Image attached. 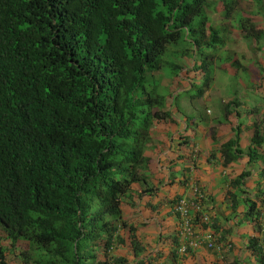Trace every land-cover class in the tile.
<instances>
[{
	"label": "trees",
	"instance_id": "16d2710c",
	"mask_svg": "<svg viewBox=\"0 0 264 264\" xmlns=\"http://www.w3.org/2000/svg\"><path fill=\"white\" fill-rule=\"evenodd\" d=\"M213 4L245 37L263 38L239 0H0V264H128L109 254L126 243L125 229L135 264H153L123 205L134 184L141 198L160 189L149 183L146 149L164 109L169 120L174 107L192 111L189 98L208 92L219 57L241 63L219 52L231 30L214 25ZM170 80L178 84L165 92ZM261 122L250 164L264 145ZM235 132L221 145L224 164L242 152ZM244 203L243 215L264 228V190ZM196 223L206 231L199 214ZM219 234L232 251L230 229ZM247 247L264 259L257 239Z\"/></svg>",
	"mask_w": 264,
	"mask_h": 264
},
{
	"label": "crops",
	"instance_id": "0c3cea01",
	"mask_svg": "<svg viewBox=\"0 0 264 264\" xmlns=\"http://www.w3.org/2000/svg\"><path fill=\"white\" fill-rule=\"evenodd\" d=\"M238 31L237 29L236 32ZM239 36H244L243 32ZM219 52L221 55H237L235 58L241 60L236 66L232 65L231 60L221 61L222 57H219L220 67L218 64L215 67L212 65L213 79L207 99L212 97L214 91L220 95V99H208L212 100V104H205V116L210 110L205 121L200 122L198 111L192 112L189 109V116L195 118L184 116L183 119L166 122L165 129L160 127L163 122L155 125V131V126L153 127V137L156 138L154 137L147 156L151 159V183L160 186V190L155 196H144L141 199H137L135 195L136 209L131 203L125 202L123 205L125 218L137 226V233L147 252L153 251L156 256L157 250H161V262L175 251L174 236L179 227V220L172 213L170 201L176 194L190 195L189 182L194 180L208 194L203 207L216 220L217 230L230 229L229 237L234 248L229 256H235L241 264H263V255L247 246L250 239L255 238L264 252V228L259 227L257 221L246 218L243 213L247 209L244 202L249 198L256 200L259 189L264 190V166L258 163L251 167L249 165L253 125L257 121H264V43L256 46L243 44L241 51L226 47L219 49ZM239 81L246 86L241 91L238 88ZM254 88L257 89L253 92L251 89ZM231 102L238 103L240 107L229 109ZM215 109H218L220 116L212 118ZM239 125L241 137L238 143L242 152L237 159L224 164L221 145L235 137V127ZM193 126L203 128L199 130V133H203L202 139H198L199 134ZM191 131L195 142L182 144L181 141L189 137ZM258 153L264 156V145L258 148ZM246 169H251V175L238 188L233 185V181ZM185 179L188 181H184ZM134 189H141V186L134 185ZM231 193L236 194V198ZM174 261V264L219 263L216 254L204 246L185 255H178L176 250Z\"/></svg>",
	"mask_w": 264,
	"mask_h": 264
},
{
	"label": "clouds",
	"instance_id": "9594fccd",
	"mask_svg": "<svg viewBox=\"0 0 264 264\" xmlns=\"http://www.w3.org/2000/svg\"><path fill=\"white\" fill-rule=\"evenodd\" d=\"M256 2H259L260 5H261V2L260 1H256ZM256 9H264V6H263V8L261 6H257ZM256 9L254 11L253 10H250L248 12L244 11L242 15L251 18L252 21H253L256 18L254 16H256V15L259 14V12ZM209 11H211V12H209ZM209 11H207V12L211 16L212 22H214V20H215L216 17L213 19L214 13L212 12V10H209ZM219 12H222L223 13V11H221V10ZM221 15L223 17H226L224 15V13L221 14ZM227 19H230V18H227ZM214 25L216 26L218 24L214 23ZM256 25H257V28L260 31H263V29H264V25L263 24H256ZM218 26L220 27V25H218ZM237 27H239V26L237 25ZM227 39L228 38H226V37L224 38L225 45H224V47H222V49L226 48ZM217 61H219V59L216 60L215 63ZM215 63H212V65H214ZM212 65H211V76H212V79H213V75H212ZM195 80L196 81H199V83L202 82V77H201L200 73L195 77ZM211 85H212V82H211ZM209 90H210V88H209ZM209 90H208L207 93H209ZM207 93L204 95V97H202V98H196V100H194V101L191 102L192 107H193L192 112H194L195 110L198 111L197 114L200 117L199 118V121L200 122H201V120L205 121V117H207L208 114H210V110H208V112H206V115L207 116L204 117L203 116V113H200L202 106H195L194 103L197 102V101H199L200 99H207ZM209 101L210 100H208L207 103H205V104L211 105L212 103L209 104ZM188 110L189 109L187 108V112H185V113H183L182 111H178V112L183 113L186 118H190V119L195 118L194 116H189V113L190 112ZM165 111H166V109H165ZM212 118H216V117H212ZM223 119L225 120L226 118L223 117ZM261 123L264 125V121L263 120H262ZM193 128H194V130L197 129L196 126H193ZM237 128L240 129V137H241V126L239 125V126H237ZM253 130L255 131L254 125H253ZM192 132L193 131H191V134L189 135V137H190V143L189 144H191L192 142H195L194 135L192 134ZM153 140H154V138H153V134H152V140H151V142L149 143V145H148V147L146 149V155H147V151L149 150L150 145L152 144ZM239 140H240V138L238 139V142H239ZM251 142H252V138H251ZM198 144H200V143L198 142ZM194 147H196V146H194ZM261 147H259V148H261ZM249 149H250V146H249ZM256 152H257V154H259L258 153V149H257ZM195 154H197L196 149H195ZM150 161H151V159H150ZM256 164H257V162H256ZM249 165H250V167L252 166V164H250V162H249ZM254 165H253V167H254ZM149 167H150V163H149ZM246 170H248L250 172V175H251V169H246ZM263 173H264V168H263ZM246 180H247V177H246ZM149 183L152 185L151 178H150ZM134 185H140V184L137 183V184H134ZM140 186L142 187V185H140ZM189 188H190V195H184L177 202H175L174 204H171L172 213L179 220V227H178L177 234L174 236V239L177 238V241L174 242V244H175V251L173 252V254L171 256H167L166 260H164L163 262L164 263H168V264H174V262H175L174 260L176 258V250H177V254L178 255H185L187 253H191L192 251H194V250H196V249L204 246L205 248L209 249V251H211V252H213V253L216 254V256L218 258V262H219L218 264L225 263V262L227 263L226 260H228V256L230 255L231 244H226V243H224L221 240L219 231H217V229L214 228V226H213L214 220H213L212 215L209 214L207 211H205V209L203 207V203L207 199V196H208L207 192L198 184L197 181H194V180H192V181L189 182ZM260 190L263 191L262 189H259V191ZM201 194H202V196H201ZM135 195H137V191L133 188V191L131 192V194L129 195V198L125 202H127L129 204L131 203V206H133L136 209L137 208V199H141V197H139V195H138V197L136 196L137 199H135ZM182 201H184L185 204H186V206H187V214L190 216V223H191V226H192V228L194 230V236L196 238L202 240L201 243L198 246H196V247H187L186 251H184V252L180 251L181 240H182L181 239V227H182V223H183V220H182L183 217H182V214H181V212L179 210V206H180V204H181ZM197 205H198V209H197ZM196 214H199V218L207 226L206 231L205 230L202 231L200 228L196 227V224H197L196 223ZM124 215H125V213H124ZM206 217H208V218H206ZM263 226H264V224H263ZM124 231H126L127 234L129 233V229H125ZM207 237L210 238V241L207 240ZM126 239H127V243H129L130 248L132 250V245H131L130 237L129 238H126ZM219 240H221V242H219ZM210 243L212 244L211 246H210ZM142 245L146 248V246L143 244V242H142ZM110 252H109V254L111 256V253ZM132 253H133V250H132ZM160 253H161V250H157V254L155 256V255H153V251L147 252V248H146V254H147V256H145L143 253H140V255H141L142 258H148V255H151V258H153V259L156 258V261H154L155 259L153 260V262H152L153 264H161L162 262L160 261V259L163 258V256ZM117 256H120V255H117ZM133 257L135 259V262H133L131 264H135L136 261H137V257L135 256L134 253H133ZM170 259H172L173 261L170 262ZM126 260H127V258H126Z\"/></svg>",
	"mask_w": 264,
	"mask_h": 264
},
{
	"label": "rangeland",
	"instance_id": "374dc122",
	"mask_svg": "<svg viewBox=\"0 0 264 264\" xmlns=\"http://www.w3.org/2000/svg\"><path fill=\"white\" fill-rule=\"evenodd\" d=\"M214 3L218 2L219 0H213ZM261 2V5H257V6H261L263 8L264 6V0H258ZM240 4H241V8L243 9L244 8V11L248 12L250 10H255L257 8L255 1H250V0H240ZM209 10H212V12L214 13V17L213 19L215 18L214 20V23L220 25V26H225L227 25V27L231 30L230 32H227V31H223V30H226V28H221L220 32L223 34H226V38L227 39V45L226 47H228L229 49L231 48L232 50H237V51H241L243 50V44H247L248 46H256V45H259V44H263L264 43V29H263V38H260L259 39V42L256 41L255 39L251 38V39H248L247 37L245 36H242L240 37L239 34H242L243 31H241L240 29H238L237 25H238V22L236 20H232L231 19H227L226 17H223L221 14H223L222 12H219L220 10L218 9V7L214 4L210 6V9ZM259 14L254 16L256 17L253 22L256 23V24H263L264 25V9H256ZM211 12V11H209ZM218 25H216L217 27H219ZM237 29L239 30L238 32ZM223 37V36H222ZM241 38H243L244 40H241ZM223 39V38H222ZM221 43V42H219ZM251 48V47H250ZM252 49V48H251ZM224 56V55H223ZM237 56V55H236ZM235 56V57H236ZM219 62L217 61L216 64H214L213 66L215 67V65H217ZM218 67H220V65L218 64L217 65ZM165 75V73H163ZM186 78L183 80V83L186 82ZM161 83H163V81H161ZM257 83H260V81H258ZM176 84H178L177 81H175V83L173 81H167L163 86H167L166 89H164V91L166 92L167 89L168 90H175L174 88L176 87ZM239 91H241L242 89H245L246 86L243 82H239ZM257 88H254V89H251L253 92L256 91ZM194 90H191V93L193 92ZM191 95V94H190ZM180 96H184V94H180ZM179 96V97H180ZM192 101L196 100V98H189ZM208 99H214V100H217V99H220V95L214 91L213 94H212V97H208ZM207 99H200L199 101L195 102V106H202L201 107V112L203 113V116L205 117V103H207ZM212 103V100L209 101V104ZM176 107H174V113L173 115H170L171 118H173V120H176L177 118L178 119H183L184 118V114L181 113V112H177V110H175ZM164 114V117L165 119L162 121L163 122V126H160L161 129H165V127H167V123L166 122H170V121H173V120H169V119H166V118H169V115H166L165 114V109L164 111L162 112ZM217 116H220V113L218 111V109H215L214 110V113L212 115V117H217ZM203 121V120H201ZM225 122H226V119H225ZM161 124V123H158L157 126ZM154 128V131L156 130V127ZM237 129V127H235V130ZM199 130H203V128H197V132L199 134V137L198 139H202V135L203 133H199ZM236 133V132H235ZM197 134V133H196ZM235 135V134H234ZM155 137V136H154ZM153 137V138H154ZM156 138V137H155ZM257 163L261 166H264V156L262 154H258V158H257ZM124 237L125 238H129L128 237V234L126 233V231H124L123 233ZM19 247H26V243H23V242H19ZM111 255L113 256H117V255H120V256H123L125 258H127V261H128V264H131L133 262H135V259L133 257V253H132V250L130 248V245L129 243H127V239H126V243L124 244H121L119 247L115 248L113 251L110 252Z\"/></svg>",
	"mask_w": 264,
	"mask_h": 264
},
{
	"label": "built area",
	"instance_id": "2783aa9c",
	"mask_svg": "<svg viewBox=\"0 0 264 264\" xmlns=\"http://www.w3.org/2000/svg\"><path fill=\"white\" fill-rule=\"evenodd\" d=\"M202 196V194H201ZM197 209H198V205H197ZM179 210L182 214V227H181V247H180V251L184 252L186 251L187 247H196L198 246L202 240L196 238L194 236V230L191 226L190 223V216L187 214V206L185 204L184 201L181 202L180 206H179ZM208 218V217H206ZM207 240L210 241V238L207 237ZM212 244L210 243V246Z\"/></svg>",
	"mask_w": 264,
	"mask_h": 264
}]
</instances>
